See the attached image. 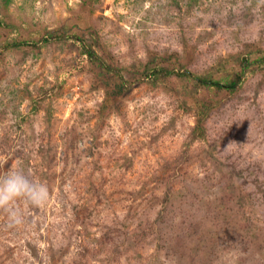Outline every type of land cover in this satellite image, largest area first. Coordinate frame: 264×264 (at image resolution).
Listing matches in <instances>:
<instances>
[{
    "label": "rangeland",
    "instance_id": "rangeland-1",
    "mask_svg": "<svg viewBox=\"0 0 264 264\" xmlns=\"http://www.w3.org/2000/svg\"><path fill=\"white\" fill-rule=\"evenodd\" d=\"M152 59L222 81L251 67L228 92L141 77ZM14 168L51 198L18 201L17 228L0 210V264H264V0H0Z\"/></svg>",
    "mask_w": 264,
    "mask_h": 264
},
{
    "label": "clouds",
    "instance_id": "clouds-1",
    "mask_svg": "<svg viewBox=\"0 0 264 264\" xmlns=\"http://www.w3.org/2000/svg\"><path fill=\"white\" fill-rule=\"evenodd\" d=\"M48 186L34 178L29 171L14 168L0 175V210L7 214L8 227L17 228L25 223V213L18 201L34 208L46 205L50 200Z\"/></svg>",
    "mask_w": 264,
    "mask_h": 264
},
{
    "label": "trees",
    "instance_id": "trees-1",
    "mask_svg": "<svg viewBox=\"0 0 264 264\" xmlns=\"http://www.w3.org/2000/svg\"><path fill=\"white\" fill-rule=\"evenodd\" d=\"M50 38L51 40H53L54 38L59 39L60 37L59 34L52 33L50 35ZM46 40L48 42L50 41L49 38H47ZM85 55L88 56L89 60L93 65H95V67H98L97 69L100 71L101 74H103V72L101 71L102 69L109 73L111 72V69H113L111 66H108L104 63L103 59L100 56H98L97 52L92 47L90 46L85 47ZM240 65H241V70L239 71L237 77L235 78L227 77L225 81H222V78L220 80L214 79L208 75L195 76L190 72H181V71L177 72L175 69H173L170 66L159 67L156 64V60L152 59L150 63L146 64L143 67V70L140 75L143 78H150L152 76L153 77L155 76L156 79H168L174 77L182 81H187V80L192 81L194 83V86L198 88L227 89L228 92H233L240 85L244 77L247 75L248 69L251 67L250 62L248 60L242 61ZM116 76L119 77L120 79H124L123 76H120L119 73H117ZM201 109H204V106H201Z\"/></svg>",
    "mask_w": 264,
    "mask_h": 264
}]
</instances>
